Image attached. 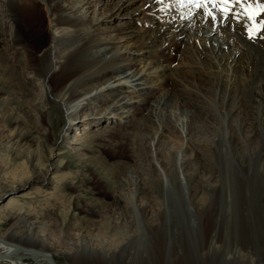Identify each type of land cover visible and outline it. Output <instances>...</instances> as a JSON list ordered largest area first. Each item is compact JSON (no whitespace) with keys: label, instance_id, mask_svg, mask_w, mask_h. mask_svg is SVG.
<instances>
[{"label":"rangeland","instance_id":"rangeland-1","mask_svg":"<svg viewBox=\"0 0 264 264\" xmlns=\"http://www.w3.org/2000/svg\"><path fill=\"white\" fill-rule=\"evenodd\" d=\"M70 1L61 3L82 6L78 0ZM113 1L103 0L96 15L89 12L84 27L89 28L97 16L105 19L97 25V35L105 38L111 27L120 26L128 15L106 19ZM140 4L131 2L130 11ZM41 8L32 19L36 25L30 28L32 37L41 33L39 24L47 19V5ZM0 24L9 33L14 31L11 22ZM228 38L232 39L229 33ZM15 48L5 46L0 36V57H10L9 64L20 75L18 80L10 79L2 70L5 60L0 62V201L8 193L25 189L0 203V236L16 235L21 244L44 247L60 264H70L67 255H73L74 264L113 263L115 257L118 264H161L181 257L177 245H181L183 229L188 231L190 245L206 248L203 253L210 250L221 255L239 249L246 258L264 257V136L252 141L250 125H243L238 134L236 125L241 120L227 113L230 105L215 83L201 80L206 84L203 91L212 126L195 118L191 122L195 133L189 136L181 121L189 122L190 109L171 105L166 115L177 124L180 137L167 136L140 155V145L144 149L151 141L145 137L155 132L145 127L150 124L149 114L142 106L137 108L143 113L124 120L117 114L88 123L81 116L84 121L64 129L60 107L52 100L45 77L34 70L25 72L16 61ZM175 77L167 83L174 91ZM244 99L242 108L252 116L264 112V101L251 95ZM116 131L132 136L127 147L120 146L122 138L115 136ZM232 132L239 146L238 156L233 154L238 166L247 164L252 146L263 151L260 160L249 166L250 174L238 172L237 165L225 158L230 153L224 150V154L215 141L221 136V148L227 149ZM61 133L64 138H59ZM160 156L167 161L166 167ZM185 158L190 162L186 166ZM149 229L153 248L147 255L123 253L125 245L138 248L137 239Z\"/></svg>","mask_w":264,"mask_h":264},{"label":"bare ground","instance_id":"bare-ground-1","mask_svg":"<svg viewBox=\"0 0 264 264\" xmlns=\"http://www.w3.org/2000/svg\"><path fill=\"white\" fill-rule=\"evenodd\" d=\"M78 1L82 6L64 5L61 0H0V22H11L14 28L9 33L6 27L0 26L1 41L5 46L17 47L15 58L25 72L34 70L45 77L47 90L60 107L64 129L84 121L81 116L87 118L88 123L114 118L117 114L124 120L136 112L143 113L137 108L140 105L149 114L150 124L145 127L155 129L154 134L145 137L151 140L144 143L145 148L143 144L138 146L143 155L142 151L151 145H160L159 141L167 136L180 137L177 124L166 115L171 105L190 109L189 122L188 119L185 124L184 119L181 121L189 136L195 133L191 123L195 118L212 126L214 121L203 91L206 84L201 81L206 78L210 84L215 83L221 97L230 105L227 113L240 118L236 125L238 134L244 126L250 125L252 141L264 136V112L252 116L242 108L247 95L264 101V39H249L244 23L234 19L213 22L202 10L197 11L190 5L181 7L176 0L173 3L171 0H114L106 10L109 12L106 19L112 21L118 14L128 15V18L120 26L111 27L110 34L103 38L97 35V25L105 19L97 16L90 21L89 28L84 27L89 22L87 14L96 15L103 0ZM134 1L141 4L131 12L129 7ZM42 3L47 5V19L39 24L41 33L32 37L30 28L36 26L32 19L40 13ZM3 60L7 63L3 65V72L10 79L18 80L20 75L9 64L10 57L1 54L0 62ZM170 75L176 76L173 78L175 91L167 85ZM115 136L122 138V148L132 140V136L119 131ZM235 136V132L229 135L227 149L221 148V136L215 141L224 154V150L230 153V158H225L237 165L238 172L250 174L249 166L260 160L263 151L259 146H252L245 159L247 164L238 166L237 157L234 159L239 148ZM60 137L64 138V134ZM221 151L218 150L220 154ZM145 158L148 160L146 155ZM159 160L166 167L167 161L162 156ZM186 161L185 158V166L190 163ZM258 171L261 172L257 168ZM182 233L181 245H177L182 251L181 257L168 258L161 264H206L207 259H212L210 264H264L263 256L246 258L239 249L227 250L221 255L210 250L203 253L204 246L190 245L188 231L183 229ZM16 238V235L0 236V264H28L27 260H32V264H49L51 254L44 247L39 248L43 255L18 250L17 244L21 243ZM159 252L161 254V250ZM209 254V257L202 256ZM67 257L73 259V255Z\"/></svg>","mask_w":264,"mask_h":264},{"label":"snow or ice","instance_id":"snow-or-ice-1","mask_svg":"<svg viewBox=\"0 0 264 264\" xmlns=\"http://www.w3.org/2000/svg\"><path fill=\"white\" fill-rule=\"evenodd\" d=\"M163 2V0H160ZM181 7L192 6L213 22L234 19L244 23L248 38L264 39V2L261 0H176Z\"/></svg>","mask_w":264,"mask_h":264},{"label":"water","instance_id":"water-1","mask_svg":"<svg viewBox=\"0 0 264 264\" xmlns=\"http://www.w3.org/2000/svg\"><path fill=\"white\" fill-rule=\"evenodd\" d=\"M25 189V188H23ZM23 189H21L20 191L16 192V193H8L4 196L3 200L0 201V203H3V202H6V200L10 197V196H13V195H16L18 193H20ZM181 209L178 208V211L179 212ZM145 232V235L143 236L142 239H137V242H138V248L134 249L133 248V245L130 247L129 245H125L124 247H122V250H123V253H126V252H130V251H136L135 254L137 255H141V254H145L147 255L153 248V237H152V234H151V231L150 229L149 230H144ZM17 249L18 250H29V251H32L38 255H43L45 254L41 249H38V248H34V247H30V246H27V245H24V244H17ZM138 249V250H137ZM67 260L69 261L70 264H74L73 261L69 258V257H66ZM113 263L109 262V263H96V264H118L117 262L119 261L118 260V257H115L113 258ZM48 262L49 264H60L52 255L49 256L48 258ZM227 264H244V263H227Z\"/></svg>","mask_w":264,"mask_h":264}]
</instances>
